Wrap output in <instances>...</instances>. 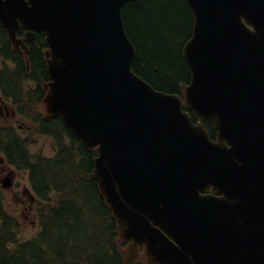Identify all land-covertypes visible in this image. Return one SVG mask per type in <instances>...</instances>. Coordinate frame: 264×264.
I'll return each mask as SVG.
<instances>
[{
  "label": "water",
  "instance_id": "1",
  "mask_svg": "<svg viewBox=\"0 0 264 264\" xmlns=\"http://www.w3.org/2000/svg\"><path fill=\"white\" fill-rule=\"evenodd\" d=\"M138 1L0 0V24L16 50L21 28L46 35V119L97 154L124 264L141 247L146 264H264V0H187L183 98L133 70Z\"/></svg>",
  "mask_w": 264,
  "mask_h": 264
},
{
  "label": "trees",
  "instance_id": "2",
  "mask_svg": "<svg viewBox=\"0 0 264 264\" xmlns=\"http://www.w3.org/2000/svg\"><path fill=\"white\" fill-rule=\"evenodd\" d=\"M123 17L137 50L134 72L156 90L183 98L181 86L192 77L183 55L194 27L187 0L130 2L123 8ZM5 37L3 34V53L19 64L14 72H1L6 73L1 77L3 94L35 126L36 134L53 141L55 154H33L28 136L14 125L0 126V155L9 166L28 173L37 200L47 204L38 210L40 230L22 241L20 222L8 212L0 188V264H124L122 251L127 243L120 240L117 221L91 176L97 154L75 139L61 118L47 120L40 109L45 95L39 77L49 79L40 50L41 44L46 47L45 35L37 34L38 49L31 51L34 73L40 72L32 78L34 82L39 79L34 90L23 82L29 73L25 60L10 51ZM205 126L214 140L215 127L210 122ZM137 264H145V260Z\"/></svg>",
  "mask_w": 264,
  "mask_h": 264
},
{
  "label": "rangeland",
  "instance_id": "3",
  "mask_svg": "<svg viewBox=\"0 0 264 264\" xmlns=\"http://www.w3.org/2000/svg\"><path fill=\"white\" fill-rule=\"evenodd\" d=\"M1 111L0 126L13 124L22 135L28 136L31 142L29 148L33 154L49 157L55 154L53 141L36 134L33 131L35 126L30 121L24 120L20 115H13L12 105L9 111L1 106ZM7 182H10V187L4 189L3 185ZM0 188L5 192L4 199L8 212L20 222L21 240L27 241L33 238L40 230V211L38 210L44 209L47 204L37 200L30 185L28 173L9 166L2 155H0Z\"/></svg>",
  "mask_w": 264,
  "mask_h": 264
},
{
  "label": "flooded vegetation",
  "instance_id": "4",
  "mask_svg": "<svg viewBox=\"0 0 264 264\" xmlns=\"http://www.w3.org/2000/svg\"><path fill=\"white\" fill-rule=\"evenodd\" d=\"M28 33H29V30H27L25 28H21L19 30L17 35H18V38L24 44V47H22L20 50H16V49H14L13 44L9 41V37H8L6 31L0 25V113L2 112L1 111V106H3L6 109V111H9V107L11 106V105H9V103H7L6 101L3 100V95H2V93H3V90H2L3 83L1 81V77L4 74H6L7 72L16 71L17 67H18V64H19V62L17 61V59L15 57H11L10 56V58H7L5 56V53H3L5 51V48H3V45H2V36H3V34L6 36L5 38H6L7 42H8V44H9L10 51L13 52V53H18V54L22 55L23 59L26 62V65H27L26 67H27V70L29 72L28 74H26L27 77L23 78V82L26 85V87H31V89H33V90L38 88V84H37L38 82L37 81L39 79H41L42 80V89H43L44 95H46V90L44 88V85H45V83H49L51 81L50 77H49L48 80H46V78L44 76H40L39 79L37 81H35V82L33 81V80H35L34 78H35L36 75H40V72H38V74L34 73L35 71L33 69V63L31 61V51L34 50V49H38L37 34H43V33H36V35H35V46H32L31 43L28 41V39H27V34ZM45 44H46L45 48H43L42 44L40 46V50H41V53L43 55H44V50L47 49L46 37H45ZM4 71H6V73L2 74L1 72H4ZM46 73H47V68H46ZM47 75H48V73H47ZM21 77H23V76H21ZM28 77L30 78V81H25ZM32 78H33V80H32ZM8 96L10 97L9 94H8ZM44 97H43V99H44ZM13 115H17L16 107L13 109ZM211 193L212 194H216L213 189H212Z\"/></svg>",
  "mask_w": 264,
  "mask_h": 264
}]
</instances>
